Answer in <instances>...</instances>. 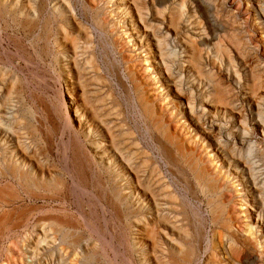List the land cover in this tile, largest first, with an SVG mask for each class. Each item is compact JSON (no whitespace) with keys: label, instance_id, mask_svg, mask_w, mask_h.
<instances>
[{"label":"bare ground","instance_id":"bare-ground-1","mask_svg":"<svg viewBox=\"0 0 264 264\" xmlns=\"http://www.w3.org/2000/svg\"><path fill=\"white\" fill-rule=\"evenodd\" d=\"M19 1L14 0L12 5H8L5 0H0V11L13 19L16 28L34 32L42 25L48 29L51 20L47 16L42 19L37 11L39 5L36 6L33 2L31 4L32 0L26 7L23 5V18H17ZM70 1L63 0L60 5L57 3L55 9L52 7L58 17H65L67 8L70 13ZM92 1L87 4L92 12H96L95 23L101 30L105 57L109 59L110 55L115 58L119 56L126 65L123 79L131 81L132 87L125 85V93L136 124L127 122L122 112L116 115L113 107L108 105V93L104 94L102 91L105 88L103 83L107 82L106 77L100 76L98 72L99 76H87L88 66L80 64L75 57H65L57 80L63 81L61 95L68 100L64 108L66 128L74 131L81 143L83 153L87 156L84 163L96 190L102 193L103 196H100L108 200V204L120 218L122 235L136 258V264H264V149L259 148L256 141L251 142L254 131L264 136V79L260 64L249 63L248 48L241 41L238 45L224 44V40L228 39L224 34V40L214 42L216 30L205 28L196 11L192 10L188 18L184 19L187 16V0L177 3L151 0V11L158 18L155 22L150 21L152 19L148 22V8L144 7L141 0H118L119 4L115 3L117 6L115 5L112 13L125 20L126 31L120 33L115 30L118 24L112 21L113 18H104L96 0ZM41 5L44 6L42 3ZM36 14L41 18L37 19ZM184 23L193 36L189 35L188 42L180 45V48L174 44L175 41V47L169 46L165 34L171 31L172 35L181 36V26ZM162 26H166L168 30L165 34L158 35L157 31ZM75 27L78 35L75 34V37L68 35L69 30L68 33L64 31L59 47L65 46L72 52L77 49L78 37L86 34L83 36L85 38L87 29L84 31V27L79 24H75ZM49 37L44 39V49L47 51L52 47ZM236 38L240 40L236 36L235 41L238 42ZM47 51H43L41 56L48 55ZM38 55L40 56L39 53ZM50 68L51 72L57 73L52 64ZM231 82L239 88L237 93L238 88L234 89ZM100 84L103 85L102 88H99ZM14 88H7L9 92L4 98L6 104L12 98ZM110 95L112 96L111 93ZM241 99L249 105L256 123L255 130L251 128V122L249 124L245 105H239ZM3 118L2 112L0 130L6 127ZM34 127L31 126L32 129ZM150 152L155 155L151 156ZM1 154L3 155L2 152ZM28 155L19 163L13 162L14 160L7 162L8 158L2 157L4 163L0 162V176L13 180L20 188L29 192V196L33 193V196L40 195L39 198H42L41 195L44 198L46 195H57L70 187L67 178H73L71 172L67 170L64 174L52 173L55 169H49L52 172H48L39 159H32ZM156 160L164 165L169 182L155 176L157 169L153 166ZM78 182L72 181L74 191L80 189L82 193L85 191L86 195L95 196L99 201L96 192L84 190ZM15 190L13 187L8 194H4V190L1 192L0 213L8 203L2 200L7 195L14 200L20 199ZM203 204L206 205L205 214L202 211ZM104 211L106 212L105 208ZM3 214L5 215L0 214L1 217ZM4 220L0 218V242L5 234L1 226ZM69 224L62 222V218L61 222L52 221V227L48 226L51 229H46L48 232L50 230L52 236L46 235L43 229V237L38 236V242H33L37 245L34 248L30 246L29 250V244L23 251V246L13 242L12 248L19 256V264H36L40 255H46L45 252L51 253L50 259L44 257V262L41 263L42 260L40 263L55 264L54 254H63L69 247L75 255H81L78 256L81 259H77L78 264H100L98 244L86 250L78 249L82 234L79 232L78 235L72 228L74 226ZM209 227L212 228L210 232ZM58 239L60 241L57 243ZM51 245L54 248L58 246L55 253L50 252L53 250ZM65 246L69 247L64 248ZM202 252L209 256L201 259ZM64 257L65 255L60 259Z\"/></svg>","mask_w":264,"mask_h":264},{"label":"rangeland","instance_id":"rangeland-1","mask_svg":"<svg viewBox=\"0 0 264 264\" xmlns=\"http://www.w3.org/2000/svg\"><path fill=\"white\" fill-rule=\"evenodd\" d=\"M20 1L18 4V8L16 9V12L18 15L17 18L22 17L23 7L24 6L26 7L28 5V3H30V0H28V2H26L27 0H20ZM41 1L42 0H32L31 4L34 3V4H37L36 6L39 5L37 11H38L39 15H42V19L47 16L46 18H49L48 19L49 21L51 20L50 26L48 27V29H45L42 25H39L41 28L39 27V28L35 29L34 32L32 30H27V29H25V31H24L23 28H21V27H17L18 28L17 29L14 25L15 23L13 22V19H10L11 18L10 16H8L5 13H2V11H0V16H1L0 19H2V20H0V71H2V72H0V80L3 79L0 81V86L2 85L0 87V109H1L0 110L1 111L0 117L2 116V112H3V115H4L3 121H4L5 126H6L5 128H1V130H0V162L4 163L3 158L7 157L8 158L7 162L8 161L12 162L14 160L13 162L19 163V162H21V160L24 159L26 154L27 155L29 154L28 156L32 157V159H34V158L39 159L46 171L52 172V171H49V169L50 170L55 169V171L53 170L54 172H52V173L58 172L60 174L61 173L64 174V172H66L68 170L73 175V178H71V177L67 178L68 183L70 184V187L67 190H64L60 193H57V195L56 194L55 195L51 194V196L46 195L45 198L43 197V195H41L42 198L41 197L39 198L40 195L34 194V196H33V193H31L32 195L29 196L30 193L27 192L26 190H23L22 188H20L19 185L15 184V182H13V180H11V179L8 180V178H3L2 176H0V194H1V192L3 193V190H4V194H8L10 192V190L12 191V189L14 187V190L16 189L15 190L16 193L17 194L19 193L18 196L20 197V199L22 198L21 200L19 198L14 200L7 195L6 198L2 199V200H6L8 203L3 206V210L0 213L1 215H2V213H5V215L3 214V217H1V215H0V218L5 219L1 225L2 230L5 231V234H4L3 239L0 242V264H19V256L13 250V248H12L13 244L19 243L21 245L20 247L23 246L21 248L23 251L26 249L25 247H27L28 244H29V246L27 247V250H29L31 247L34 248L37 244H35L33 242H36V243L38 242L37 241L38 236L43 235V232H44L43 229L47 233L46 235L52 236L50 234L51 233L50 230L48 232L46 229H51L52 226L50 224L54 220H56V221L58 220L61 222V218H62V222L63 221L68 222V224L71 223L72 226H74V227H72L70 224H69V226H71L73 228V230L75 232H77V234L79 232L82 234V239L80 240L81 246H79L78 249L80 248V250L82 251L83 250L82 248H84L86 250V248L89 249L93 245L98 244L99 251L101 252L100 264H102V263L103 264H136V258L132 254V252L128 248V246L126 245V242H125L124 237L122 235L123 231H122V227L120 226V223H121L119 221L120 218L117 217L116 213L113 211L111 206L108 204V200L103 199V197H101V196H103L102 193L99 190L98 191L96 190L97 188H96L95 184L93 183V180L91 178V174L86 169V166L84 163V161L86 160L85 158L87 156H85V153H83L84 151L81 147V143H80L78 137L76 136V133H74V131L66 128L64 108H65V103L68 102V100L64 99V97L61 95V92L63 90L62 89L63 81L59 82L57 80L59 73H61L60 70H62V66H63L62 61L65 60V57L66 58L67 57L68 58H70V57L74 58L75 57L80 64L88 66L87 76H91L93 74L91 77L99 76V75L100 76L103 75V77H106L107 82L103 83L105 88H103L102 91L104 94L105 93H108L109 95H110V93L112 94V96L111 95L109 96L108 94H106L107 100H108V105H110V107H113V111L116 115H119L122 112L124 114L123 117H126V119L125 118L124 119L127 122L131 123V125H132L134 123L136 124V120L134 118L135 115L133 116V114H131L132 108L130 105H128L129 103H127L128 102L127 101L128 96L125 93V92H127V87H132L131 81H129L127 78L123 79L124 78L123 74L126 71V65L122 62V60L119 58V56L117 58H115L112 55H110V58H112V60L110 58L107 59V56L105 57V54H104L105 52H103L104 50H103V46H102L103 45L102 44L103 39L101 36V30H99L98 26L95 23L96 12H92V10L90 9V7L88 5L92 0H71L70 1V7L71 6L72 7L70 9L72 11L70 10V13H69V9L67 8L65 17H61V16L58 17L59 15L53 10V8L55 9L57 7V3L61 4L63 2V0H58V1L57 0H43V2H41ZM141 1H142V4H144V7L147 6L146 9L148 8V10H147L148 22H149V19H152L150 21H153V22L157 21L158 20L157 16L154 17L153 11H151L152 10L151 0H141ZM168 1H171V3L172 2L177 3L180 0H168ZM8 2H10V3H8ZM87 2H88V4H87ZM96 2H97L96 4L99 6V8L103 11V12H101V14H103V17L104 18L108 17V19L113 18L112 21H115L118 24V26H115V30H119L118 31L119 33L121 31H126L125 20L123 18H120L119 16L117 17V15H115V14L113 15V13H112L113 9L115 8V5L117 6V4H119L118 0H112V1L111 0H108V1L107 0H101V1L96 0ZM5 3L8 5H12L14 3V0H11V1L5 0ZM41 3L44 4V6L41 5ZM91 3H93V1ZM115 3H117V4H115ZM213 3H215V4H213ZM45 4H47L48 7H45L46 6ZM238 4H239V6H238ZM263 4H264V0H256V1H253V0H236V1L235 0H192V1L187 0V7H186L187 8L186 9V15L187 16H185L184 19L188 18L189 12H191L192 10L196 11L197 16L202 20L205 28L210 27V28L216 30L217 34L215 33V39L216 40L214 42H218L219 39L224 40L222 37H224L223 35L225 34L228 37V39L224 40V42H225L224 44H226V43L232 44L233 43V45L234 44L238 45V44H240V41L242 42V44L244 43V45L247 46L248 52H249V54L247 55V60L249 61V63H257L258 62L260 64L261 70L263 72V79H264V18H263L264 17V5ZM209 6H210V8H209ZM240 6L243 8H241ZM166 7H167V5H166ZM39 8L40 9L43 8L45 10V12L43 9L40 10ZM213 8H215V9H213ZM149 9H150V13H149ZM249 10H251V11H249ZM105 12H106V14H105ZM202 12H204V13H202ZM208 12H210V13H208ZM39 15L38 16H37V14L35 15L38 17L37 19L41 18V16H39ZM49 16H51V19ZM4 17H8V18H4ZM52 18L53 19L55 18V19L53 20ZM5 21L7 22V25H6ZM67 21L70 24H68ZM109 21H111V20H109ZM42 22H43V20H42ZM64 23L65 24L67 23V24L65 25ZM72 23H74V24H72ZM75 24L82 25L84 27V31L87 29L86 30L87 36L84 38L83 36L86 35V34H84L83 36L78 37L79 40H78L77 49L72 52V50L68 49L65 46L60 45V47H59V44H60L61 40H63L64 31H67V33H68V30H69L68 35L69 34L73 35V36H75V34L78 35L76 33L77 30H75V28H76ZM122 28H124V29H122ZM161 28L157 31L158 35H163L168 30L166 28V26H162ZM40 29H42V30H40ZM26 32H28L29 35ZM35 32H36V34H35ZM47 32H49L50 34ZM169 32L170 33L169 34L166 33L165 36L167 35V39L169 41L168 44L170 43L169 46H171V47H175L176 45H174V44H177L178 48H180L181 47L180 45L188 42V36L189 35L193 36V34L190 33L191 32L190 29L185 27V23H184V25L181 26V32H182L181 36L177 37L174 34L172 35L171 31H169ZM32 34H35V35H32ZM36 35H37V37H35ZM49 36H51V37H49ZM236 36L238 38H240V40H238L236 38L238 40V42L234 40V37H236ZM31 37H32V39H31ZM48 37L50 38L49 44L52 47L49 45V47H51V48H49V50L47 51V49H44L45 45H46L44 43L45 42L44 39H47ZM179 37H181L183 40ZM245 38H246V40H245ZM255 39H257V40H255ZM56 40H58L57 41L58 43L56 42ZM174 41H175V43L173 44ZM259 41H261L260 44H259ZM31 42H33V43L36 42V43L33 44ZM17 43H18V45H17ZM253 43H255V44H253ZM33 46H34V48H33ZM36 47H37V49H36ZM20 49H21V51H20ZM38 49H40L41 51H39ZM45 50L47 51L48 55L44 54L41 56V53ZM36 52H37V54H36ZM38 53L40 54V56L38 55ZM54 53H56V55ZM72 53H74V54H72ZM138 54H139V51H138ZM145 55H146V53L143 54V56H145ZM52 56L54 58H57V59H53ZM55 56H57V57H55ZM39 57H43V58H41L42 60ZM91 60H93V61H91ZM117 60H119V61H117ZM52 61H54V63ZM50 64H52L54 69L56 68L55 70L57 71V73L50 71L51 70ZM89 66H91V67H89ZM95 69H97V70H95ZM97 72L99 73V75L97 74ZM62 77H63V75H62ZM244 77L246 78V75H244ZM245 78H244V81H246ZM32 80H33V82H32ZM2 81H4V82H2ZM120 83H122V84H120ZM232 83L233 82H231V84ZM100 85L101 86H99V88L100 87L102 88L103 85L102 84H100ZM232 85H233L234 89L238 88L234 83ZM13 86L15 88H14L12 96H11L12 98L9 99V101H7V104H6L4 98L8 95L9 90ZM7 88L9 90H7ZM238 90H239V88L236 90V93L238 92ZM124 98H126V99H124ZM59 99H61V100H59ZM8 102H11V103H8ZM111 102H113V103H111ZM116 102L119 104L117 105ZM263 102H264V98H263ZM1 104H3V105L6 104V105H4V107H3V105H1ZM240 104H242L243 106L245 105L244 107H246V109H247V116L249 118V124L251 122L250 126H251L252 130H255L256 123L253 120V117L250 113L249 105L246 102H244L243 99L240 100L239 105ZM5 106L7 107L6 109H5ZM8 106H9V108H8ZM116 108L118 109V111ZM123 108H124V110H123ZM129 108H130V110H129ZM3 109H5V110H3ZM115 109H116V111H115ZM6 111H7V113H6ZM60 112H61V114H60ZM130 116H132V117H130ZM48 117H50V118H48ZM19 122H20V124H19ZM37 122L38 123L40 122V123L38 124ZM252 122L255 124H253ZM29 124H31V125H29ZM31 126H33V127L35 126L34 129H32ZM10 127H11V129H8ZM29 128H30V130H29ZM34 130H36V131L33 133ZM37 131H38V133H37ZM11 132H13V133H11ZM71 133H73V134H71ZM254 133H252L251 142L254 143L256 141L259 145V148L264 149V136L259 135L258 131H256V132L254 131ZM39 136H40V138H39ZM79 146H80V148H79ZM13 150H15V151H13ZM27 151H28V153H27ZM1 152L3 153V155L4 154L5 155L3 156L1 154ZM13 153H15L14 156H13ZM152 153H154V152H152ZM152 153L150 154L151 156L155 155ZM9 156L12 160L9 158ZM47 162L50 164H48ZM159 163H161V162L156 160V164L154 165L155 167L153 166V168L157 169L155 176H157V177L159 176L158 178L160 180L162 179L164 182L167 183V182H169L170 179H167V172L163 168L164 165L162 166ZM262 167H264V163H263ZM263 172H264V170H263ZM160 174H162L163 177ZM168 177H170V176H168ZM262 178H263L262 181H264V175ZM72 181H75V182L79 181L78 183L83 187L84 190L88 189V190H91L93 192H96L95 195L97 194L96 196L99 198V201L96 200L95 196L92 197L90 195H86L85 191H84V193H82V191L80 189L77 191H74L73 186H72ZM8 184H9V186H8ZM63 192H65V193H63ZM52 196L54 199L51 198ZM56 197H57V199L55 200ZM8 204H10V205H8ZM203 206L204 207L202 208V211L204 213L206 210V205L203 204ZM34 207H36V208H34ZM104 208L106 209V212L104 211ZM7 216H9V217H7ZM51 218H52V221L50 222L49 219L51 220ZM55 218H57V219H55ZM47 221L50 223H48ZM43 222H45L46 224L45 223L43 224ZM5 223H6V225H5ZM18 223H20V224H18ZM48 226H51V227H48ZM88 226H89V228H88ZM45 227H48V228H45ZM40 228L42 229V231ZM211 229L212 228L209 227L208 232H210ZM76 230H78V231H76ZM94 230H96V231H94ZM26 235H28V236H26ZM78 235H80V234H78ZM15 236H17V237H15ZM41 236H40V238H41ZM59 241L60 240L58 239L57 243ZM84 242H86V243H84ZM86 246H88V247H86ZM66 247H69V246H65L64 248H66ZM51 249H53V250L50 252L55 253L58 250V246H57V248H54L53 245H51ZM65 250H67L69 252L65 251L63 254H58V253L54 254L56 256V259L54 256L53 262L55 264H68V263L71 264V262L73 261V264H75V263L78 264L79 260H81L80 257H78V256H81V255H75V253H73L74 251L71 247H69L68 249L66 248ZM78 253L80 254L81 252L79 251ZM13 254H15V255H13ZM45 254H46L45 256L40 255V257H39L40 261L37 259L38 262L36 264L43 263L45 258L50 259L51 255H49V254H51V253L45 252ZM59 255L61 257H63L65 255L66 258L64 257V259L63 258L60 259L61 257ZM47 256H49V257H47ZM74 256H76L78 258H76ZM207 256H209V255L208 254L206 255V253L202 252V254H201L202 258L201 259L206 258ZM102 257H104V258H102ZM72 258H74V259H72ZM77 259H79V260H77ZM80 263H81V261H80ZM222 264H226V262H223Z\"/></svg>","mask_w":264,"mask_h":264}]
</instances>
